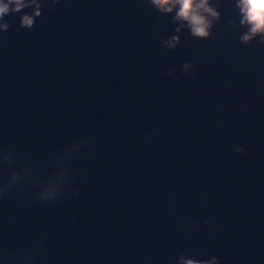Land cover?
<instances>
[{"label": "water", "instance_id": "water-1", "mask_svg": "<svg viewBox=\"0 0 264 264\" xmlns=\"http://www.w3.org/2000/svg\"><path fill=\"white\" fill-rule=\"evenodd\" d=\"M4 2L0 190L29 264H264V37L238 0H208L204 37L179 4Z\"/></svg>", "mask_w": 264, "mask_h": 264}, {"label": "clouds", "instance_id": "clouds-1", "mask_svg": "<svg viewBox=\"0 0 264 264\" xmlns=\"http://www.w3.org/2000/svg\"><path fill=\"white\" fill-rule=\"evenodd\" d=\"M11 2L14 4L15 9H19L22 6V0H11ZM151 2L166 12H171L172 8L176 4H179L176 19L188 21L193 36L204 37L208 35L207 29L210 26V22L207 16L201 13H206L217 18L219 15L213 8L208 6V0H151ZM238 7L243 14L241 23L250 25L248 32L241 36V40L246 43L258 33L264 37V0H238ZM7 11L8 4L4 0H0V16ZM36 14H39L38 11ZM21 24L30 26L32 24V17L24 15L21 19ZM0 27L6 26L0 24ZM176 40L177 38L173 37L165 43L170 47H174L173 41ZM187 67L188 65L186 64L185 68ZM52 193V189L46 191V195L50 196ZM186 264H194V262L189 260ZM208 264H214V261L208 262Z\"/></svg>", "mask_w": 264, "mask_h": 264}]
</instances>
